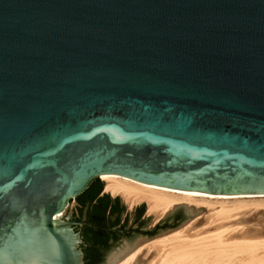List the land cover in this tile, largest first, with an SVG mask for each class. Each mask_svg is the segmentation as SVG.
I'll list each match as a JSON object with an SVG mask.
<instances>
[{"label": "water", "instance_id": "1", "mask_svg": "<svg viewBox=\"0 0 264 264\" xmlns=\"http://www.w3.org/2000/svg\"><path fill=\"white\" fill-rule=\"evenodd\" d=\"M101 174L264 194V0H0V264H116L205 211L149 227Z\"/></svg>", "mask_w": 264, "mask_h": 264}, {"label": "bare ground", "instance_id": "2", "mask_svg": "<svg viewBox=\"0 0 264 264\" xmlns=\"http://www.w3.org/2000/svg\"><path fill=\"white\" fill-rule=\"evenodd\" d=\"M100 179L106 192L122 197L129 206L143 201L156 219L178 202L205 205L208 213L200 224L191 218L178 229L140 244L116 264H132L141 251L145 264H264V223L246 229L242 225L237 232L236 226H229L239 215L263 213L264 194H208L148 185L116 174H101Z\"/></svg>", "mask_w": 264, "mask_h": 264}, {"label": "rangeland", "instance_id": "3", "mask_svg": "<svg viewBox=\"0 0 264 264\" xmlns=\"http://www.w3.org/2000/svg\"><path fill=\"white\" fill-rule=\"evenodd\" d=\"M101 180V179H100ZM101 181H103V180H101ZM104 188H105V181H104ZM110 194V193H109ZM112 195V194H111ZM252 195H256V194H252ZM114 196V195H113ZM120 197V196H119ZM121 199H122V197H120ZM122 201L127 205V207L128 208H134L136 205H133V206H129L125 201H124V199H122ZM200 206H204L205 208H206V206L205 205H200ZM146 214L148 215V214H150L149 212H148V207H147V204H146ZM263 213H258V212H252V213H250V214H247V215H239V217H237V218H235V220H233V221H231V224L229 225V226H232V227H235L234 229H235V232H237L239 229H242V227L245 225V229L246 228H250V227H252V225L254 224V223H259V224H263L264 223V211H262ZM207 208H206V211L205 212H203V213H201V214H199V215H197V216H195L194 218H192V219H194V220H196L197 219V221H200L199 223H197V224H200L201 222H202V220L204 219V217H206L207 216ZM153 215V214H152ZM152 220H153V222H157L160 218H158V219H156L155 218V216L153 215V217L151 218ZM151 219L149 220V222H148V224L149 223H151ZM191 219V220H192ZM234 219V218H233ZM235 224V225H234ZM236 224H239L240 226H237ZM243 225V226H242ZM239 227V228H238ZM232 229V228H231ZM234 232V231H233ZM155 239V238H154ZM153 240V239H152ZM150 241V240H149ZM149 241H147V242H149ZM147 242H145V243H147ZM141 246V245H140ZM143 250H145V249H143Z\"/></svg>", "mask_w": 264, "mask_h": 264}, {"label": "flooded vegetation", "instance_id": "4", "mask_svg": "<svg viewBox=\"0 0 264 264\" xmlns=\"http://www.w3.org/2000/svg\"><path fill=\"white\" fill-rule=\"evenodd\" d=\"M104 192H106L105 190H104V184L102 185V188L99 190V195H101V194H103ZM109 194V193H108ZM109 196L111 197V198H113L114 196L113 195H111V194H109ZM120 198V197H119ZM121 199V198H120ZM122 201V200H121ZM123 202V201H122ZM123 204H124V206H125V208L127 209V210H133L134 208H128L127 207V205L123 202ZM143 214H145V215H147L146 214V210L144 209V211H143ZM156 222H153V220L151 219V223H149L148 224V226L150 227V226H152V225H154Z\"/></svg>", "mask_w": 264, "mask_h": 264}]
</instances>
